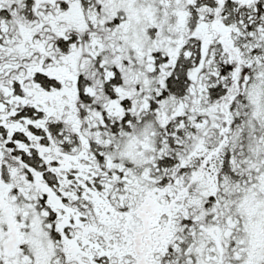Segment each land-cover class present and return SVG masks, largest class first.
Instances as JSON below:
<instances>
[{"label":"snow or ice","instance_id":"snow-or-ice-1","mask_svg":"<svg viewBox=\"0 0 264 264\" xmlns=\"http://www.w3.org/2000/svg\"><path fill=\"white\" fill-rule=\"evenodd\" d=\"M0 264H264V0H0Z\"/></svg>","mask_w":264,"mask_h":264}]
</instances>
